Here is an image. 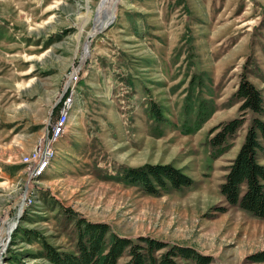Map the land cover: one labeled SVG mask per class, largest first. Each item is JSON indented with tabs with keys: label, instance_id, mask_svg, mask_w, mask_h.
<instances>
[{
	"label": "rangeland",
	"instance_id": "1",
	"mask_svg": "<svg viewBox=\"0 0 264 264\" xmlns=\"http://www.w3.org/2000/svg\"><path fill=\"white\" fill-rule=\"evenodd\" d=\"M101 1L0 0V264H51L25 229L74 252L77 216L193 245L211 264H264L248 259L264 250V218L220 191L255 114L226 152L209 142L240 114L242 76L264 86V0H120L92 38L52 165L32 176L25 162L47 138ZM147 163L173 164L195 184L155 196L117 178Z\"/></svg>",
	"mask_w": 264,
	"mask_h": 264
},
{
	"label": "trees",
	"instance_id": "2",
	"mask_svg": "<svg viewBox=\"0 0 264 264\" xmlns=\"http://www.w3.org/2000/svg\"><path fill=\"white\" fill-rule=\"evenodd\" d=\"M234 94L242 101L240 114L218 123L210 131L214 135L209 142L219 149L216 154H222L233 146L228 141L244 125L248 111L255 116L239 151L227 168L220 191L231 205L239 206L257 218H264V164L259 160L260 153H264L263 93L247 76H242ZM155 113L156 117L163 118L159 109ZM117 178L123 183L140 186L155 196L191 188L195 184L193 177L170 163L126 167ZM73 213L71 216H74ZM76 226L74 252L60 250L34 230L25 229L24 232L26 236L34 234L39 238L43 256L51 264H211L214 260L212 255L202 253L193 245L169 242L150 235L136 238L119 235L112 231L110 224L90 221L82 216L76 217ZM19 232L21 228L14 234L13 243ZM125 256L126 259L120 263ZM248 259L253 263H263L264 250L250 254Z\"/></svg>",
	"mask_w": 264,
	"mask_h": 264
},
{
	"label": "bare ground",
	"instance_id": "3",
	"mask_svg": "<svg viewBox=\"0 0 264 264\" xmlns=\"http://www.w3.org/2000/svg\"><path fill=\"white\" fill-rule=\"evenodd\" d=\"M114 1L115 0H102L101 1L100 5H99V7L97 9V14H96V16L94 18V28L92 29V31L90 33H95L96 31H98L103 26V24L105 23L107 17L111 13V5H112V3ZM79 18L82 21L81 28L83 29V27L85 26V23L89 20V18L88 17L87 18L84 17V15H80ZM88 51H89L88 47L85 46L84 52H85L86 56L89 53ZM75 97H76V86L73 85V91L70 93V96L68 98V102H67V105L65 107V110L62 112V115H61V128H60V130H58L53 135L52 142H51V145L49 147V152H48L47 156L44 157V159H43V161L41 163L40 169L35 172L34 176H37L39 174H42V173L46 172V170L52 165V160H53V158L55 156V144L64 135V133L66 131L67 122H68V119H69V112H70V109L72 108V104H73V102L75 100ZM41 152H42V145H40V147L36 150L35 155L32 156V158H30L29 161H31L32 159H36L37 155L40 154ZM31 172H32V165H31ZM4 241L5 240L1 237L0 245H2L4 243Z\"/></svg>",
	"mask_w": 264,
	"mask_h": 264
},
{
	"label": "built area",
	"instance_id": "4",
	"mask_svg": "<svg viewBox=\"0 0 264 264\" xmlns=\"http://www.w3.org/2000/svg\"><path fill=\"white\" fill-rule=\"evenodd\" d=\"M78 77L79 71L74 73L72 80L68 86V89L65 93L66 95H64L62 98V102L58 108V114L54 121L51 123L50 129L48 130L47 138L44 139L42 142V152L37 155L36 159H32L31 161L25 162V164L32 165V176H34L35 172L40 169L44 157L47 156L49 152V147L51 145L53 135L61 128V115L62 112L65 110L70 93L73 91V85H75V81L78 79Z\"/></svg>",
	"mask_w": 264,
	"mask_h": 264
},
{
	"label": "water",
	"instance_id": "5",
	"mask_svg": "<svg viewBox=\"0 0 264 264\" xmlns=\"http://www.w3.org/2000/svg\"><path fill=\"white\" fill-rule=\"evenodd\" d=\"M119 2H120V0H115L112 3V5H111V13L107 17V19H106L105 23L103 24V26L98 31H96L95 33H88L87 34V36L85 38V41H84V44H83V49H84L85 46H87L88 47V50L90 51L92 38L94 36H97L100 33L104 32L114 22V20L116 18L117 6H118ZM87 57L88 56H86L85 52L83 51L82 54H81V59H80L78 65H77V67H75V69L72 71V74L69 75V77H68V79H67V81H66V83L64 85V89H63V93H62V98H63V96L65 95V93H66V91L68 89V86H69V84H70V82L72 80V77H73L74 73L80 70L81 66L83 65V63L85 62V60L87 59ZM28 187L29 186L27 185L26 186V190H25V192L23 194V200H22V203H21L19 212H18V217H20L21 211L23 210V206H24V204L26 202V198H27V195H28ZM15 225L11 226V228L8 231V241L10 240L11 234H12L13 230L15 229Z\"/></svg>",
	"mask_w": 264,
	"mask_h": 264
},
{
	"label": "crops",
	"instance_id": "6",
	"mask_svg": "<svg viewBox=\"0 0 264 264\" xmlns=\"http://www.w3.org/2000/svg\"><path fill=\"white\" fill-rule=\"evenodd\" d=\"M253 82V81H252ZM259 89H261L262 90V93H263V98H264V90H263V88H264V86H261L262 88H260L255 82H253ZM264 83V82H263Z\"/></svg>",
	"mask_w": 264,
	"mask_h": 264
}]
</instances>
